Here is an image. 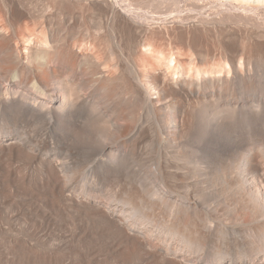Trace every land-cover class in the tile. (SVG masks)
<instances>
[{
  "label": "bare ground",
  "instance_id": "1",
  "mask_svg": "<svg viewBox=\"0 0 264 264\" xmlns=\"http://www.w3.org/2000/svg\"><path fill=\"white\" fill-rule=\"evenodd\" d=\"M201 8L214 14L193 19ZM174 10L177 21L247 27L214 32L217 40L206 29L216 43L207 48L197 28L155 30ZM18 120L43 133L10 132L7 124ZM31 133L80 141L109 158L106 170L100 163L106 172L152 140L158 160L139 179L154 184L145 191L157 198L144 201L139 180L125 197L117 194L125 208L106 204L90 185L75 186L78 165L59 166L42 145L46 138ZM4 185L70 208L62 216L86 214L85 221L78 214L77 228L95 220L83 225L86 235L97 231L79 240L85 245L76 264H264V0H0V256L5 264L19 256L65 264L77 244L32 238L21 214L36 208L14 206ZM156 210L164 214L159 222Z\"/></svg>",
  "mask_w": 264,
  "mask_h": 264
},
{
  "label": "rangeland",
  "instance_id": "2",
  "mask_svg": "<svg viewBox=\"0 0 264 264\" xmlns=\"http://www.w3.org/2000/svg\"><path fill=\"white\" fill-rule=\"evenodd\" d=\"M210 8H201V9H198V10H196V11H193L192 12V14L194 15V17L195 18H193V19H197V17L199 16V18H202L201 16L203 15H205L206 13L208 14V16L207 17H211L212 16V14H214V11L211 9V11L209 10ZM174 11H176V12H174ZM173 12L174 13H171V14H169L168 13V17L167 18H169L170 16V18H171V20H170V18L166 21V22H164V21H162L160 24H157V25H155V26H153V27H156L155 28V30L158 32H169V30H171L170 32H181L183 29H185V30H183L184 32H191V30L193 31L194 30V32H201V33H199L200 35H199V37L201 38V41H202V45L203 46H206L207 48H210V46L213 48L214 47V45L216 46V43H215V40H217L216 39V36H214L215 35V33L214 32H223V31H225L224 29H227V27L228 28H230L229 30H230V32L232 31V32H245V27H247L246 25H242V24H240V23H238V25H236L235 23H231V24H228L227 26H226V24L227 23H221V22H207L209 25H207V23L205 22V24H204V22H200V24L199 25H195L194 23H195V20H193L192 19V21H194V23L189 19V21L186 19H183V20H179V21H177V19L176 20H174V18H172V16H174V14H176L177 13V10H174ZM198 11V12H197ZM197 13V14H196ZM212 13V14H211ZM200 14V15H199ZM206 14V15H207ZM205 15V16H206ZM210 15V16H209ZM261 15V14H260ZM259 15V13H258V16H260ZM197 16V17H196ZM170 20V21H169ZM174 21V22H173ZM196 21H198V20H196ZM177 22V23H176ZM186 23V25L185 24H183V23ZM187 22H189V23H187ZM174 23V24H173ZM181 23H182V25H181ZM192 25H191V24ZM199 23V22H198ZM211 23V24H210ZM162 24V25H161ZM163 24H165V25H163ZM171 25V27H170V25ZM180 24V25H179ZM218 24V25H217ZM221 26H220V25ZM224 24V25H223ZM168 25H169V28H168ZM177 25V26H176ZM178 25H179V27H178ZM191 25V26H190ZM202 25V26H201ZM231 25V26H230ZM242 27H241V26ZM189 26V27H188ZM196 26H198V27H196ZM207 26V27H206ZM210 26V27H209ZM212 26V27H211ZM223 26L224 27H226V28H223ZM235 26V27H234ZM240 26V27H239ZM245 26V27H244ZM174 27V28H173ZM176 27V28H175ZM180 27H181V29H180ZM187 27V28H186ZM220 27V28H219ZM232 27V28H231ZM162 28V29H161ZM166 28H167V30H166ZM189 28V29H188ZM193 28V29H192ZM196 28H197V30H196ZM199 28V29H198ZM200 28H201V30H200ZM203 28V29H202ZM212 28H214V29H212ZM217 28H219V30L217 29ZM239 28V29H238ZM165 29V30H164ZM173 29V30H172ZM179 29V30H178ZM206 29H207V31L208 32H212L213 31V35L212 36H214L215 37V40H214V38L213 39H211L212 38V36H211V33H207L206 35H205V37H204V34H205V32H207L206 31ZM208 29H210V31L208 30ZM212 29V30H211ZM220 29H221V31H220ZM223 29V30H222ZM236 29V30H235ZM238 29V30H237ZM242 31H241V30ZM244 29V30H243ZM187 30V31H186ZM189 30V31H188ZM196 30V31H195ZM202 30H203V32H202ZM205 30V31H204ZM229 30H226V31H229ZM182 31V32H183ZM225 31V32H226ZM202 35V36H201ZM207 35H209L208 37H210V38H207ZM203 37H204V39H203ZM205 38H207V39H205ZM204 40V41H203ZM207 40L208 41H210L211 40V43H212V41L214 42V44L212 43V44H210L209 42H207ZM201 43V42H200ZM207 44H210V45H207ZM209 46V47H208ZM22 121V123H19V122H21ZM8 123V122H7ZM13 123V122H12ZM7 124V128L8 127H10L9 128V130H10V132H12V133H15V132H17L18 130H19V132L18 133H16V134H19L20 132H23V131H32V130H34L35 131V129H36V131L35 132H37V130L39 131L38 133H40V132H42L40 129H38V127H34L33 128V126L35 125H33V123H29V122H27V121H24V120H18V124H15V123H13V124ZM26 123H29V124H26ZM19 124H21V125H19ZM10 125V126H9ZM27 125V126H26ZM30 125V126H29ZM22 128V130H21V128ZM23 126V127H22ZM26 126V127H25ZM32 126V127H31ZM36 126V125H35ZM25 127V128H24ZM29 127V129H31V130H29V129H27ZM40 128V127H39ZM16 129V130H15ZM12 130V131H11ZM15 130V131H14ZM21 130V131H20ZM38 133H35V134H33V135H37L36 136V138H35V136L33 137V139L35 138L36 140H37V137H39L38 138V141H42V139L43 140H45V138H46V136H44V134H42L41 133V135L40 134H38ZM31 135H32V133H31ZM32 135V136H33ZM40 135V136H39ZM43 135V137H42V139L40 138L41 136ZM46 135V134H45ZM47 135H48V137L46 138V140L45 141H43L42 143V145H44L43 147H44V149H45V151H47V145L50 147V148H48L49 150H48V152L50 153V151L51 152H53L52 154H54L55 156H53V158H55V160H56V163L57 164H59V166L61 165V166H63L64 167V169H66V165L68 166V165H70V166H77L78 167V171L80 172H77L76 173V177H77V179H76V181H75V186H79L80 188H81V186L82 185H84L85 184V186H83V189H87L88 187H89V185H90V187H92L93 189H90V190H93L94 191V194L96 193L98 196H99V193L101 194L100 195V198L101 199H104V201H106L105 203L106 204H110L111 202V206H113V204H115L114 205V207H117V208H120L122 205L124 206L125 204H122L121 202L123 201V200H119L120 199V196H123L124 194H122V192H126L125 191V188H127V187H130V186H141L140 184H142V188L144 189V190H142L141 189V187H140V190H141V194H142V197H144V201H145V198L148 196V197H150L149 199H147L146 198V200H151V198H152V196L154 197V195L153 194H149L150 192H148V191H145V189L147 188L148 190H152L153 189V186H154V184L151 186V188L149 189V186L147 187L146 185L143 187V184L145 183H147L148 182V179L146 180V182H144L143 183V181L141 180V179H139V177L141 176L140 174H142V173H140V172H142V171H144L143 172V174H142V176L144 175V173H145V171L146 172H149L150 173V171H149V168H150V166L153 164V165H155V163H157V160H158V146H157V144L155 143L154 144V142L152 141V140H150V139H148L149 141H147V140H145L139 147H140V149L139 148H137L135 151H134V153H133V155L132 154H130L129 153V156H130V158H129V156H128V154L127 155H124V157L122 158V159H120V160H118V161H120L118 164H119V167H118V164H117V168L116 167H114V168H116V169H114V170H116V172L114 171V170H112V169H110L112 166H110V171H113L114 173H111L110 171H109V169L107 168V172L105 171L106 170V168L104 167V165L106 166V165H108L109 163H110V161L107 163V159L109 160V158L108 157H106L105 158V155H103V154H100L99 155V151H97L98 152V157L97 156H95L96 155V152H94V151H96V150H93V148H89V146L86 148V146L85 145H82V143H80V141H72V139H71V137L69 136V137H66V134H65V136H63V135H61V138L59 139V137H57V136H54L55 137V139L56 138H58V139H54V140H52L54 137H53V135L54 134H51V135H49V133H47ZM53 137L51 140H50V137ZM62 136H63V138H62ZM68 136V135H67ZM66 139V140H65ZM61 140V141H60ZM64 140V141H63ZM59 141V142H58ZM70 141V142H69ZM153 143H152V142ZM230 141V138H228L227 139V141L226 142H229ZM46 142V143H45ZM64 142V143H63ZM68 144H67V143ZM77 142L79 143V144H77ZM45 143V144H44ZM48 143V144H47ZM70 143V144H69ZM144 143H145V145H144ZM151 143V144H150ZM47 144V145H46ZM72 144V145H71ZM81 144V145H80ZM51 145H53V147L51 146ZM77 145V147H75ZM71 146V147H70ZM79 146H80V148H79ZM83 146H85V147H83ZM222 146H226V144H223ZM82 147V148H81ZM66 148H68V149H66ZM71 148V149H70ZM75 148V149H74ZM84 148H86V149H84ZM69 149H70V151H69ZM74 149V150H73ZM88 149V150H87ZM64 150H65V152H64ZM67 150V151H66ZM63 151V152H62ZM139 151V152H138ZM137 152H138V154H137ZM52 154H51V156H52ZM57 154V155H56ZM134 154H135V156H134ZM137 154V155H136ZM103 155V157L101 158L100 156H102ZM125 156L127 157V158H125ZM136 157V158H135ZM106 160H105V159ZM129 159H132V160H129ZM101 160H104V161H102L101 162ZM133 160H135L134 162H133ZM58 161V162H57ZM131 162L129 165L127 164V162ZM104 162V163H103ZM122 162V163H121ZM124 162H126V163H124ZM136 162V163H135ZM74 163V164H73ZM100 163H103L102 165H103V167L105 168V170H104V168L102 167V166H100ZM152 163V164H151ZM116 164V163H115ZM120 164H123V165H120ZM109 165H111V164H109ZM122 166V167H121ZM19 167H21V165H19ZM63 167H60L61 169H63ZM102 167L103 168V170L104 171H102L101 172V169L100 168ZM106 167H109V166H106ZM99 168V169H98ZM119 168V169H118ZM120 169H122V170H120ZM147 169H148V171H147ZM153 170V168H150V170ZM152 170H151V173H152ZM122 171V172H121ZM97 172V173H96ZM99 172V173H98ZM110 172V173H109ZM118 172V173H117ZM120 173V174H119ZM149 173H146V175H148L147 177H149ZM80 174V175H79ZM105 174H107V175H105ZM112 174H114V176L112 175ZM119 174V175H118ZM124 174V175H123ZM87 175H89V176H87ZM101 175H103V176H101ZM108 175H110L109 177H108ZM115 175H118V176H120V177H115ZM123 175V176H122ZM152 175H154V174H151L150 175V177L152 178ZM113 176V177H112ZM125 176V177H124ZM141 176V178L143 179V178H145V175L142 177ZM90 177V178H89ZM99 177V178H98ZM100 177H102V178H100ZM110 178V179H109ZM113 178V179H112ZM122 178V179H121ZM86 179V180H85ZM90 179H92V180H90ZM100 179H102L103 181H104V183H103V181L102 180H100ZM113 181H112V180ZM117 179V180H116ZM119 179V180H118ZM125 179V180H124ZM131 179H133V181L135 182V183H133V181L131 180ZM137 179H138V181H137ZM150 179V178H149ZM82 180V181H81ZM84 180H85V182H84ZM98 180H99V183H98ZM107 180V181H106ZM110 180V181H109ZM132 181V182H130V181ZM139 180L140 181H142V183L140 182V184L138 185H136V182L137 183H139ZM144 180V181H145ZM153 180V182L152 183H154V179H152ZM151 180V181H152ZM78 181H80L79 182V184H78ZM100 181H101V184H100ZM114 181H117L116 182V184L117 185H115V182ZM82 182H83V184H82ZM89 182H91V183H89ZM107 182H109V183H107ZM112 182V183H111ZM120 182V183H119ZM128 182H130V183H128ZM86 183H89L88 185L86 184ZM105 183H107L106 184V186H105ZM125 183H126V185H125ZM149 184H150V182H148ZM148 183H147V185H148ZM151 183V184H152ZM78 184V185H77ZM96 184V185H95ZM97 184H98V187H97ZM100 184V185H99ZM102 184H104L103 186H102ZM119 184V185H118ZM127 184L129 185V186H127ZM131 184V185H130ZM133 184V185H132ZM96 186V187H93V186ZM111 185H113V186H115V187H113V188H115L114 190H113V188L111 187ZM5 186H7V185H4V187H3V189H2V192L4 191L5 192V194H3L4 196H6L7 197V200L9 199V201H11L13 204H14V206L16 205V206H18L19 208L20 207H22V208H28L29 207V209H32V208H36V209H40V211L38 210H36V209H32V210H30L31 212L29 213V212H27V213H25V215L24 214H21V216L22 217H24L25 218V220H27V224H28V228H30V230H31V235L30 236H32V238L35 236V238H42V236H49L50 238H53L54 240H57L58 238H68V240H71V239H73V241L75 242V244H77V247L75 248L76 250L78 249V248H81V244L83 243V242H80V241H84L85 239H87L88 238V234H89V236H90V238L93 236V237H95L96 236V232L95 231H97V230H95L96 228L94 227V229L93 228H91V230H92V232L94 233V235H92L93 233L91 232V233H89L88 232V234L86 235V233H84V229H85V226L86 225H88V223L90 222V223H92V224H94L95 223V220L94 219H92V218H90L89 220L90 221H86V222H88V223H86V224H83V225H85V226H83L82 224H81V226L80 227H82V228H84V229H82V228H79V229H82L81 231L83 232H81L80 230H78L79 232H76L77 231V225L79 226L80 224H78V223H81V222H83L81 219H78V218H82V217H88V216H86V214H82L81 212H78L77 213V211H76V213H75V211L74 210H70V214H66V211H65V215H63L62 216V214H64V210H69L70 208H68L67 207V209H65L64 208V210H60V209H57L56 207H55V209H57L59 212H61V213H59L57 210H55L54 208H53V206H50V205H44V203L42 204V202H44L45 201V199H44V196L41 198V196H42V193L41 194H39V195H41L40 197H39V195H38V198L40 199V202H39V199H35V198H37V193H36V196L35 195H33V199L28 195V199H29V201L32 199L33 201L31 202H29V203H27L26 202V200H28L27 199V197H25V195H27L28 193H29V191L27 192V194H26V191H25V193L23 192L25 189H24V187L22 188V190L20 189L21 187H19V189L20 190H18V189H12L11 187H9V186H7L6 188H5ZM22 186H24V185H22ZM108 186V187H107ZM117 186V187H116ZM25 187H26V189H29V187L25 184ZM28 187V188H27ZM103 187L105 188V190H106V194L104 195V193H105V190L103 189ZM100 188V189H99ZM98 191H97V190ZM102 189V190H101ZM109 189V190H108ZM112 189V190H111ZM146 189V190H147ZM11 190V191H10ZM16 190V191H15ZM88 190V189H87ZM124 190V191H123ZM127 190V189H126ZM18 191H19V193H18ZM93 191H91L92 192V194H93ZM108 191V192H107ZM109 191H111V192H109ZM116 191V192H115ZM118 191H119V193H118ZM121 191V192H120ZM145 192V194H144V192ZM9 192H11V194H13V192H14V194L13 195H10V193ZM16 192V193H15ZM146 192H147V194H146ZM7 193H9V195L7 194ZM21 193V194H20ZM19 194L21 195V196H19ZM25 194V195H24ZM94 195V196H97V195ZM111 195V196H107V195ZM115 194V195H114ZM117 194H120V196L119 195H117ZM122 194V195H121ZM126 194V193H125ZM15 195V196H14ZM103 195L106 197H103ZM113 195V196H112ZM11 196H12V198H11ZM35 196V197H34ZM117 196L119 197V199L117 198ZM126 195H124L123 197H125ZM110 198V197H113V198H110L111 200H109L108 198ZM140 198L142 201H143V198ZM10 198H11V200H10ZM31 198V199H30ZM122 198V197H121ZM157 197L155 196L153 199H156ZM106 199V200H105ZM114 199H115V201H114ZM117 199V200H116ZM152 199V200H153ZM36 202H35V201ZM43 200V201H42ZM109 200V201H108ZM42 201V202H41ZM121 201V202H120ZM35 202V203H34ZM109 202V203H108ZM116 202V203H115ZM141 202V201H140ZM31 203H33V204H31ZM41 203V204H40ZM144 202H142L141 203V205L143 204ZM39 204V205H38ZM145 204V203H144ZM23 205L25 206V207H23ZM31 205V206H30ZM39 206H41V208L39 207ZM42 206H43V208H42ZM47 206V207H46ZM119 206V207H118ZM122 206V207H123ZM143 206H145V205H143ZM32 207V208H31ZM125 207H126V205H125ZM125 207H123V208H125ZM49 208H53L52 210L51 209H49ZM28 209V210H29ZM46 209H48V213L46 212L47 210ZM147 209V207L146 208H144V210H146ZM44 210H45V212H44ZM36 211V212H35ZM54 211V212H53ZM57 211V212H56ZM73 211V212H72ZM33 212V213H32ZM146 212H149L148 211V209L146 210ZM159 212V213H158ZM157 212V210H156V214H155V216H153V218L155 219V220H157L158 219V222L160 221V218L161 217H163V213L161 212V211H158ZM162 214H161V213ZM29 213V214H28ZM36 213H38V215H39V217L38 216H36ZM48 214L47 215V218L46 219H48V222H46L45 221V219L43 218V215H41V214ZM52 213V214H51ZM53 213H55V214H53ZM56 213H57V215H56ZM72 213L75 215V216H78V214L80 215V213L82 214V215H80V216H82V217H75L74 215H73V218L72 217H70V216H72ZM35 215L36 216V221L34 222V219H31V218H27L26 216H32V215ZM59 214H61V215H59ZM160 214V215H159ZM24 215V216H23ZM40 215H41V218H40ZM51 215H53V217L51 216ZM54 215H56V218H58V219H56L55 218V216ZM69 215V216H68ZM157 215V216H156ZM28 216V217H29ZM58 216V217H57ZM68 216V217H67ZM159 216V217H158ZM76 219H75V218ZM85 217H84V221L86 220L85 219ZM157 217V218H156ZM41 219V221H39L40 219ZM55 218V219H54ZM63 218V219H62ZM54 219V220H53ZM68 219H70V220H68ZM91 219H92V221H94V222H91ZM30 220L31 221H33L32 223H30ZM38 220V221H37ZM55 220H57L56 221V223H55ZM75 220V221H74ZM88 220V219H87ZM154 220V222H152L153 221V219H152V221H148L147 223H146V225H148V227L150 228V226L151 225H153V224H151L150 226H149V224L150 223H155V225H153L154 227L155 226H157L156 224L158 223H156V221ZM42 221H43V224H42ZM45 221V222H44ZM70 221V222H69ZM78 221V222H77ZM79 221H81V222H79ZM53 223V225H52V223ZM77 222V225L75 224ZM46 223V224H45ZM48 223V224H47ZM50 223V224H49ZM55 223V224H54ZM68 223H70V224H68ZM74 224V226H73V224ZM89 223V224H90ZM34 224V225H33ZM42 226H41V225ZM72 224V225H71ZM91 224V225H92ZM96 224V223H95ZM159 224V223H158ZM32 225H33V227H32ZM46 227H45V226ZM144 225V224H143ZM145 225V226H146ZM68 226H70V227H68ZM75 226H76V228H75ZM94 225H92L91 227H93ZM96 226V225H95ZM144 226V227H145ZM36 227H37V229H36ZM72 227V228H71ZM74 227V228H73ZM153 227V228H154ZM45 228V229H44ZM66 228V229H65ZM87 228H90V225H88L87 227H86V230H87ZM151 228H152V226H151ZM41 229H42V232H41ZM65 229V230H64ZM73 229H75V230H72ZM34 230V231H33ZM64 230V231H63ZM66 230H68L67 232H66ZM88 230H90V229H88ZM44 231V232H43ZM29 233L28 234H30V231H28ZM63 232V233H62ZM87 232V231H86ZM37 233H39L38 235H37ZM77 233V234H76ZM40 234H41V236H40ZM74 234V235H73ZM91 234V235H90ZM34 235V236H33ZM60 235V237H58ZM85 235V236H84ZM64 236V237H63ZM74 236H76V239H75V237ZM78 236V237H77ZM84 236V237H83ZM86 236H87V238H86ZM93 237L91 238V239H93ZM66 238V239H67ZM82 238L84 239V240H82ZM90 238H88V240L90 239ZM81 239V240H80ZM80 240V241H79ZM79 241V242H78ZM85 242H86V240H85ZM85 242L83 243L84 245H85ZM80 243V244H79ZM83 244H82V247H83ZM82 249V248H81ZM80 249V250H81ZM76 250H73L72 251V255L73 256H71V254H68V256L67 255H65V256H67L66 258H64V256H63V258H64V260H67L66 261V263L67 264H76L77 263V261L79 262V260H80V258H79V260H77L78 259V253H80L81 251L78 249V251H76ZM76 252H77V254H76ZM1 254H3V253H1ZM74 256H76L77 257V259H76V257H74ZM2 257H4V254L2 255ZM1 256H0V258L2 259V260H0V261H2L3 262V264H5V261H4V259L2 258ZM20 257V256H19ZM19 257H17V259H15V261H14V259H13V261L12 260H10L9 261V263L8 264H12L13 262L14 263H18V264H25L26 263V261H28V263H26V264H36V262H33L32 260L30 261L29 259H27V260H24V258H23V256H21L20 258ZM71 257V258H70ZM80 257V256H79ZM18 258H19V260H18ZM68 258H69V260H68ZM21 259H23V261H21ZM76 259V260H75ZM16 260H18V261H16ZM71 260V261H70ZM74 261V262H73ZM2 262H0L1 264H2ZM19 262H21V263H19ZM76 262V263H75ZM13 263V264H14ZM65 263V264H66ZM7 264V263H6ZM38 264V263H37Z\"/></svg>",
  "mask_w": 264,
  "mask_h": 264
}]
</instances>
